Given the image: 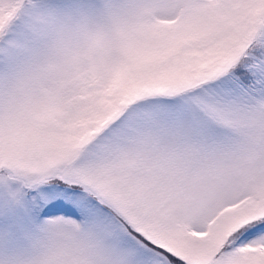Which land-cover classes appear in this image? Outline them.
Masks as SVG:
<instances>
[{
	"label": "snow or ice",
	"instance_id": "6c2138e0",
	"mask_svg": "<svg viewBox=\"0 0 264 264\" xmlns=\"http://www.w3.org/2000/svg\"><path fill=\"white\" fill-rule=\"evenodd\" d=\"M0 264H264V0H0Z\"/></svg>",
	"mask_w": 264,
	"mask_h": 264
}]
</instances>
